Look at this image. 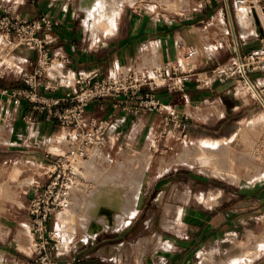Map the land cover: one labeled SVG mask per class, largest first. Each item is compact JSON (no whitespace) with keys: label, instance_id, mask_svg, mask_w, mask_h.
Listing matches in <instances>:
<instances>
[{"label":"crops","instance_id":"0c3cea01","mask_svg":"<svg viewBox=\"0 0 264 264\" xmlns=\"http://www.w3.org/2000/svg\"><path fill=\"white\" fill-rule=\"evenodd\" d=\"M219 1L76 0L73 3L72 0H0V6L11 3L15 11L26 19L50 15L61 22L60 27L48 37L54 62L42 85L37 88V93L43 98L51 100L65 96L80 73L92 70H98L102 77L166 67L179 69L177 75L186 74L182 92L173 94L166 88L154 92L163 105L162 113H128L123 103L113 100L91 104L86 116L108 124V146L116 137L124 140L129 136L128 142L133 140L138 146L141 136L161 134L171 110L176 111L179 117L189 113L193 121L189 126L193 138L221 146L235 142L243 124L249 121L253 107L259 102L255 98L249 101L246 98L249 94L245 92L242 98L234 95L224 99L228 86L218 82L200 89L192 73L193 67L210 65L212 54L204 57L207 64H198L189 58L183 60L182 51L178 48L182 42L190 46L197 44V29H193L191 24L203 22L209 11H217L213 22L224 24L223 35L227 34L229 26L224 23L227 18L221 20L219 16L223 10ZM91 4L93 10L89 11L88 5ZM249 23L251 25L250 19ZM251 29L253 32L252 26ZM100 33L107 36L98 38ZM207 50L212 51V48L198 46L199 54L205 55ZM0 59L10 63L15 72V75L0 81V151L33 156L41 150L63 153L62 137H67V148L72 140L59 121L47 110H39L27 98H22L21 103L15 105L12 97L14 90H29L23 76L34 69L37 52L0 43ZM255 76L256 85L263 86L264 74ZM4 90L8 94L1 93ZM170 127L173 132V125ZM255 128L256 146L261 142L264 125L259 124ZM223 139L228 140L219 141ZM150 148L161 149L164 157L170 144L157 141V145ZM90 160L83 164L81 183L73 190L72 198L84 194L90 184ZM182 165L169 168L163 165L162 172L152 177L147 173L145 181L149 182L142 185L138 194L136 212L133 216H124L120 224L114 216L108 226L82 218L84 234L69 243L63 238L53 257L63 264H206L216 261L227 251L228 240L231 237L238 240L243 236L264 207V173L259 169L254 176L245 178L230 174V169L223 168L225 170L219 176H201L190 172L191 166L183 168ZM14 176L12 180L16 181L17 176ZM126 179L107 178L92 194ZM0 182V185L3 183L0 188L3 189V192L0 190L2 195L7 182ZM107 212L112 210L101 208L102 214ZM59 224L60 227L63 224L60 219ZM7 235L1 238L2 241L9 240V243L7 248L0 249V264H30L33 257L30 241H22L17 234L11 239L10 233ZM258 251L257 248L244 250L230 259V264L245 260L251 263ZM258 257L253 264H264V253Z\"/></svg>","mask_w":264,"mask_h":264},{"label":"built area","instance_id":"2783aa9c","mask_svg":"<svg viewBox=\"0 0 264 264\" xmlns=\"http://www.w3.org/2000/svg\"><path fill=\"white\" fill-rule=\"evenodd\" d=\"M219 4L226 11L229 22L225 36L228 37L226 43H230V57L224 63L214 65L208 72L195 74L196 82L200 89L211 87L214 82L234 83L241 91L254 97L264 110V85L257 86L252 77L254 74H264V0H220ZM242 10L247 11L251 18L253 43L238 31L234 23L233 16ZM60 25V20L50 15L26 19L15 11L11 3L0 6V43L37 52L34 69L23 76V82L29 90H14V104L19 105L22 98H27L39 110H47L72 140L65 152L55 156L43 184L29 194L28 225L34 245L30 264H63L52 255L63 239L57 227L58 215L68 206L73 190L81 183L83 164L90 158L91 151L108 146V124L104 120L88 118V107L93 103L113 100L123 103L128 113H162L163 105L154 92L166 88L168 92L176 94L185 88L186 74L177 75L179 69L175 68L133 71L124 75L109 74L104 77L100 76L98 70H92L80 73L61 98L50 100L39 96L37 88L48 73V65L54 62L48 37ZM178 48L188 56H193L190 45L182 42ZM10 75H15L10 63L0 59V81ZM1 93L8 94V91ZM168 115L162 137L172 132V124L173 131L186 138L188 117H179L173 110Z\"/></svg>","mask_w":264,"mask_h":264},{"label":"rangeland","instance_id":"374dc122","mask_svg":"<svg viewBox=\"0 0 264 264\" xmlns=\"http://www.w3.org/2000/svg\"><path fill=\"white\" fill-rule=\"evenodd\" d=\"M75 1L76 0H72L73 3H75ZM150 8L152 9V7ZM216 13V10L213 12L209 11L203 22L191 24L193 29H197V44L194 43L191 46L193 56H188V54L183 51L182 59L184 60L189 57L191 61H195L198 64H207V62L204 61V57L211 56L212 54V63L210 62V65H206L207 67H201V65L193 67L194 74L208 72L214 67V65L224 63L230 57V43H226L228 37L223 35L224 24L213 22ZM238 15L239 14L233 16L238 31L243 36L249 37L250 41L253 43L254 31L251 32L252 29L249 24H247L248 26L245 29L240 23V15ZM220 18L221 20H224L225 16L221 15ZM224 23L227 27L229 26L227 20H225ZM105 36L107 35L100 33L98 38ZM198 46L212 48V51L207 50L205 55L199 54ZM213 62L215 64H213ZM52 65L53 63L48 65L49 70ZM203 77L205 78V76ZM252 77H256L255 74ZM227 86L228 92L224 99H228L230 96L234 97V95L242 98L243 91H241L236 84L229 83ZM246 98L249 101L254 100V97L251 95H248ZM252 111L253 112L250 113L251 116L249 121L243 124L242 131L239 133V136L234 143H231L230 141L221 146L218 143H208L204 149L202 142L193 138V134L189 130V126L193 125V121L191 120L189 113H186L185 116L188 117V120L186 121V138L175 131L168 132L163 137L161 134H147L141 136L140 142L138 146H136L133 143V140L128 142L129 136L124 140L116 137L111 139L110 145L106 149L92 150L90 153L91 160L88 166L91 180L90 184L86 186V192L84 194L75 195L74 198L76 197L77 199L72 198L70 201L72 203V216L67 219L68 221L64 218L66 209L59 214V219L63 224L60 227L58 220L57 227L61 230L64 241L69 243L81 238L85 231L82 218L90 222L91 219L88 216V209L92 204H97L96 198L99 197L101 193L111 195L114 199L118 197L117 199L120 201H117L115 205L110 204L107 206H101V208L109 207L114 214L112 212H107L106 214L100 213L96 220L108 226L111 217L114 216L115 218L117 217L116 220L120 224L124 216L130 215L128 211H131L136 204L138 194L141 191V186L146 182L145 180H147V173H149V176L151 177L155 176L158 172H162L163 165L166 168H169L183 164V168H188L185 166H191L192 169L189 170L194 174L213 177L219 176V174L221 175V172L217 170V167L230 169V174L236 173L245 178L247 176H254L259 169L264 173L263 132L261 142L256 146L254 145V142L256 141V138H254L256 135L255 127L259 124L264 125V120L255 119L260 115H264V110L258 104L253 107ZM226 140L228 139L219 141L224 142ZM61 141L64 142L65 147L63 146L62 149L63 152H65L68 149L66 147L67 137L63 136ZM157 141L161 144H170L168 151L163 154L164 157L162 156L161 149L150 148V146H156ZM58 154L62 153L55 152L54 150H41L33 156L24 153H11L7 150L0 151V181L6 180L7 182L4 193L0 196V249L7 248L9 240L2 241L3 239L1 240V238H6L9 233L10 239L14 234H17L22 241H30L31 249L34 248L28 225L29 218L27 208L28 202L31 198V195L29 194L30 192H33L38 185L43 184L47 178V170L50 168L52 161ZM32 162L38 163L39 166H35ZM14 175L17 176L16 181L12 180ZM107 178L128 179L122 181L120 184L110 187L109 189L101 188L96 193L92 194L98 185L104 182ZM184 179L183 181H185ZM148 182L149 181H147L146 184ZM247 183L252 182L248 181ZM114 193H116V195ZM122 193L125 194L121 196ZM90 194L92 195L88 204H85ZM248 229L238 240H233L231 237L228 240L227 251L220 254L216 261L208 262L206 264H230V259L235 258L244 250L257 248L259 251L253 256V262L250 263L245 260L238 263L253 264L255 258L258 256V258H260L264 253V207L256 214L253 226ZM28 254H31V251H28Z\"/></svg>","mask_w":264,"mask_h":264},{"label":"bare ground","instance_id":"6f19581e","mask_svg":"<svg viewBox=\"0 0 264 264\" xmlns=\"http://www.w3.org/2000/svg\"><path fill=\"white\" fill-rule=\"evenodd\" d=\"M89 3H92L91 1H89ZM88 8H89V11H91V10H93V5L91 4V5H88ZM223 10H221L220 12H219V16H225L226 17V11L224 10V8H222ZM238 14L240 15H238L239 16V21H240V23L244 26V28L246 29V27L248 26L247 24H250L249 23V19H250V21H251V18L249 17V15H248V13H247V11H244V10H242V11H239L238 12ZM218 16V15H217ZM242 26V27H243ZM250 27H251V25H250ZM249 30H251L250 28H248ZM247 29V30H248ZM247 34V33H246ZM244 35H245V33H244ZM257 119L258 120H264V115H261V116H259V117H257ZM203 143V146H204V149L206 148V146L208 145V143H211L212 141H202ZM210 145V144H209ZM216 161V160H215ZM222 165V164H221ZM216 168V167H215ZM217 170L219 171V172H222V170H225V169H223V168H221V167H217ZM14 178H15V176H14ZM5 183V182H4ZM3 184V183H2ZM1 184V185H2ZM145 184V182L142 184V185H144ZM1 185H0V188H1ZM142 187L143 186H141V189H142ZM3 188V187H2ZM1 190V189H0ZM3 190V189H2ZM1 190V192H3ZM124 192V191H123ZM100 194V193H99ZM115 195H116V193H114ZM125 193H122L121 194V196H123ZM1 195V194H0ZM114 195V196H115ZM118 198V197H117ZM117 198H113V197H111V195H108V194H100L99 195V197H97L96 198V200H97V204L96 205H91L90 207H89V209H88V216H89V218L91 219L90 220V223L92 222V221H94V220H96V218L98 217V215H100V213H101V206H107V205H115L116 204V202L117 201H120L119 199H117ZM121 199V198H120ZM72 200V199H71ZM72 203L71 202H69V204H68V206L64 209L66 212H65V214H64V218L66 219V221H68L67 219H69V218H71V210H72ZM63 210V211H64ZM62 212V211H61ZM136 212V204L133 206V208L131 209V211L129 212V214H130V216H133L134 215V213ZM60 214V213H59ZM111 217V216H110ZM62 218H63V216H62ZM105 218V217H104ZM117 218V217H116ZM58 220H59V215H58ZM97 222H99V223H101L100 221H98V220H96ZM102 224V223H101ZM264 246V245H263ZM262 248V247H261Z\"/></svg>","mask_w":264,"mask_h":264}]
</instances>
